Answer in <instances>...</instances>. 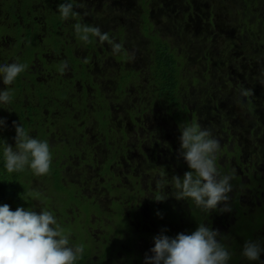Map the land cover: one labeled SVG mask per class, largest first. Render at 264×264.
Here are the masks:
<instances>
[{
  "label": "flooded vegetation",
  "instance_id": "1",
  "mask_svg": "<svg viewBox=\"0 0 264 264\" xmlns=\"http://www.w3.org/2000/svg\"><path fill=\"white\" fill-rule=\"evenodd\" d=\"M228 2L0 0V65L28 66L12 85L0 79V90L12 92L10 103H0L7 125L0 130V178L14 176L24 191L12 201V210L46 209L61 227L77 222L69 243L82 235L78 244L99 250L87 257L96 264H145L155 236L164 229L169 237L186 233L198 216L220 231L218 239L231 253L228 264H264V253L258 261L242 255L248 241L264 248V87L246 97L237 92L249 79L244 68L258 62L248 60L239 71L231 59L214 66L217 45L230 39L227 43H247L227 28L226 20L237 24ZM63 3H72L77 15L61 19ZM78 22L99 27L122 51L113 54L111 44L97 37L83 42L74 30ZM173 43H185L184 64L194 59L195 43H205L197 44L196 52L206 65L201 77L179 81L166 97L160 95L162 79L154 63L158 49L177 47ZM65 62L68 68L61 73ZM227 62L232 70L224 73ZM201 78L214 82L197 89ZM179 108L185 112L169 113ZM147 120H152L149 127ZM13 121L48 142L52 163L46 175L34 178L25 167L23 175L30 178L21 182L18 172H7L3 151L5 141L15 148ZM193 121L219 140L215 165L221 176L232 177L231 213L206 211L171 195L163 202L153 199L171 194L173 177L191 171L178 153L180 125ZM158 180L163 183L159 191ZM141 242L145 247L139 251Z\"/></svg>",
  "mask_w": 264,
  "mask_h": 264
},
{
  "label": "clouds",
  "instance_id": "2",
  "mask_svg": "<svg viewBox=\"0 0 264 264\" xmlns=\"http://www.w3.org/2000/svg\"><path fill=\"white\" fill-rule=\"evenodd\" d=\"M58 12L63 20L77 15L72 3L60 4ZM74 30L85 43L90 42V37H97L101 43L107 41L111 44L113 54L122 51V45L110 40L99 27L78 22ZM27 67L18 61L0 65V79L4 85H12ZM67 68V63H63L61 73ZM249 94H254L253 90L242 92L245 97ZM11 99L10 89L0 90V103L8 104ZM6 126V120L0 118V130ZM13 126L16 130L15 148L5 141L3 151L7 172H20L28 166L35 175H46L52 163L48 142L31 137L22 123L13 121ZM180 130L178 157L186 161L191 171L185 172L183 178L173 177L175 190L171 194L156 195L153 199L163 202L171 195L178 201L191 199L206 211L219 209L220 213H231L232 177L221 176L215 165L219 140L195 121L188 126L180 125ZM162 187V181L158 180L157 191ZM166 231L162 230L153 238L154 247L150 249L153 255L146 254L145 264H228L231 258V253L218 239L220 231L205 223L199 224L191 234L179 233L174 238L165 235ZM84 250L83 244L70 246L68 235L50 211L45 209L38 214L23 207L13 211L8 204L0 205V264H75L82 258ZM262 253L264 248L258 242L248 241L243 246L242 255L249 261L260 260Z\"/></svg>",
  "mask_w": 264,
  "mask_h": 264
},
{
  "label": "trees",
  "instance_id": "3",
  "mask_svg": "<svg viewBox=\"0 0 264 264\" xmlns=\"http://www.w3.org/2000/svg\"><path fill=\"white\" fill-rule=\"evenodd\" d=\"M255 1H244V3L237 8V14L232 15V19L239 25L238 32L242 37L245 38L243 41L253 39L255 43H258L257 49L260 52L264 48V2L262 4L258 2V4H256ZM258 7L261 9L259 12H256L254 9ZM177 49L179 50L178 46H161L158 49V52L155 57L154 64L156 65V69L159 72L157 73V77H160L162 79L161 87L163 92L160 93V95H165L166 97H170V95L172 94L171 91L175 89L179 81L187 80L189 78L186 71L187 63L184 64L183 60L184 53H181V55H179L177 53ZM262 54L264 55V51ZM3 159H5L4 156ZM26 169L29 172H33L28 166H26ZM36 176L37 175H35L34 178ZM17 177H19L21 182H26L30 178L29 176H24L23 171L18 172ZM23 192L24 191L22 190V188L18 187L15 184L14 176L10 177V174H8L0 178V205L5 204L1 200L8 199L6 204L10 205L12 209V201L14 202L15 198ZM21 206L28 207L24 204H22ZM40 212L41 211H38L37 213L39 214ZM176 235L177 234H175L173 238ZM79 236L80 235H77L75 238H70V240L74 242L73 245H77L78 242L82 239V237L80 238ZM132 239L133 238H130L129 236V247H131L130 250H132ZM150 241H152V239ZM97 251L99 250L97 248L94 249L93 247L84 250L82 258H80V260H77L75 264H96L94 261H87V257L89 255L97 253ZM98 254H100V252H98Z\"/></svg>",
  "mask_w": 264,
  "mask_h": 264
},
{
  "label": "rangeland",
  "instance_id": "4",
  "mask_svg": "<svg viewBox=\"0 0 264 264\" xmlns=\"http://www.w3.org/2000/svg\"><path fill=\"white\" fill-rule=\"evenodd\" d=\"M253 1H255V0H253ZM242 2H243V0H229V2L227 4L229 13L230 14L232 13L233 15H235L237 12V8L241 4H243ZM258 2H260V4H262L264 2V0H256L255 1L256 4H258ZM260 9L261 8L258 7V8H255L254 10L256 12H259ZM226 24L228 25L227 28L233 29L232 35H235L236 32L239 30L238 24L231 26L230 22L228 20H226ZM135 33L138 34V32H134L133 34H135ZM235 36L238 37V35H235ZM263 38H264V34H263ZM230 40H226V41H224V43H222L225 45H222V44L217 45L214 48V50H215L214 53H216L214 55V58H215L214 66L216 65V62L218 63V62H221L225 59H231L232 62L234 63L233 69H237V71H239V67H242L243 65H245L246 61H248V60L253 61V62H258L259 67L257 65L250 64V67L244 68V71L246 72V76H248L249 79L247 80L246 83H243L240 81L244 90L245 89H251V90H253V93H255L256 91H258L259 88L264 87L263 86L264 85V65L260 64V61L264 60V55L262 54L264 51V48L259 52L258 49L255 48V46H258V43L252 44V43H249V40L246 41L247 43H244V42L239 41V40H236L235 43H227ZM173 44L175 46H178L182 53H186V47L184 46L185 43H173ZM197 44L199 46H205V43H200V44L195 43V48H196ZM155 45H158V43H155ZM242 47H244V48H242ZM195 48H194V50H195L194 51V59L190 58L187 66H186V69H187L186 71H187L188 76H194L196 74L197 77H201L200 72L202 70L204 71V66L206 65V61L200 59L199 56H197L196 50H199V48H196V49ZM155 49H157V46ZM237 52H239L240 54L238 56H235V53H237ZM177 53L180 55V52L177 51ZM223 69L225 70L224 73L227 72L228 70H232L230 68V62H227V64L223 65ZM205 76H206V74H205ZM211 84L205 83V80L203 78H201V80L198 82L196 88L197 89L203 88V87H209L210 88ZM196 88L193 87V90L195 91V93H197V91H198ZM239 91L241 93L243 92L241 89L237 88V92H239ZM134 96H135V94H134ZM255 96L260 97L259 95H256V94H255ZM134 100H135V102L137 101L135 98H134ZM159 111H162V108L159 107L157 110V113ZM180 112H185V110L179 108L178 112L173 111V112H169V113L174 114L175 116H178V114ZM148 113H150V112H148ZM150 117H154V114L151 113ZM149 122H152V120L151 121L147 120V127H149ZM156 125H157V123H155V126ZM185 126H188V124H186ZM169 127H171V126H169ZM145 134L147 135L146 132H145ZM95 210H99L97 205H95ZM203 217L204 216H202V217L198 216L197 218H195L194 219L195 222L190 225V228L187 229L186 234H191V232H189V231H191V230L195 231L199 224H203L204 223ZM76 224H77V222L70 223V224L63 226L62 228L64 229L65 234H67V235L71 234V231L76 226ZM81 236L82 235H80L79 237L81 238ZM86 238L88 239L90 237H86ZM91 240H92V238H91ZM85 244H87V242H85ZM144 247H145V244L143 242H141V244L138 246V250L140 251ZM78 260H80V259H78Z\"/></svg>",
  "mask_w": 264,
  "mask_h": 264
}]
</instances>
